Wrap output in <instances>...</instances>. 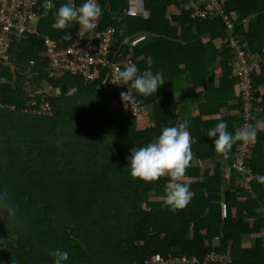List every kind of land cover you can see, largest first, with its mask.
I'll use <instances>...</instances> for the list:
<instances>
[{
  "label": "trees",
  "instance_id": "obj_1",
  "mask_svg": "<svg viewBox=\"0 0 264 264\" xmlns=\"http://www.w3.org/2000/svg\"><path fill=\"white\" fill-rule=\"evenodd\" d=\"M97 1L98 28L114 32L107 64H95L91 82L55 71L46 55L44 37L57 48L79 38L75 22L65 29L54 23L67 0H36L37 33L12 35L0 55V264H51L48 253L57 248L68 252L65 264H146L153 255L195 256V264H264V183L255 179L264 174V95L255 90L264 83V0H216L219 8L196 17L184 9L189 0H144L146 17L125 14L127 0ZM139 35L144 39L131 45ZM117 52L129 55L138 72L150 68L161 83L148 96L132 89L153 106L143 129L112 106L116 93L104 78ZM239 52L258 67L250 74L249 120L257 131L244 158L248 173L230 170L231 182L222 189L241 141L220 154L207 130L223 120L233 132L243 122L239 76L232 75ZM185 81L198 91L191 102L186 94L185 107L176 110L175 93ZM42 100L52 114L24 111ZM192 103L196 113L186 107ZM184 120L195 164L190 159L182 182L191 196L185 207L169 210L161 199L167 175L134 179L126 157L163 126Z\"/></svg>",
  "mask_w": 264,
  "mask_h": 264
},
{
  "label": "built area",
  "instance_id": "obj_2",
  "mask_svg": "<svg viewBox=\"0 0 264 264\" xmlns=\"http://www.w3.org/2000/svg\"><path fill=\"white\" fill-rule=\"evenodd\" d=\"M35 1L36 0H0V55L6 49L7 43L12 35L22 36L26 32L37 33L36 27L32 25L34 12L31 7ZM96 2L98 3L97 0ZM200 5L203 8H201ZM216 8H219V4L216 0H189V2L184 5V9H191V16L194 17L204 16L208 12V9L213 11ZM125 14L131 16L142 15L146 17L149 13L144 7V0H127ZM98 21L99 20L96 19L93 22L94 27L90 31H87L85 34H78L79 38H76L68 46L57 48L56 40L49 37L43 38L46 55L50 58L55 71L80 74L86 82H91L96 77L95 64H107L114 32L113 28L110 27L99 29ZM142 39H144L143 35L133 37L130 40V44L136 45ZM230 43L233 44V39L230 40ZM128 64H132L130 56H121V54L117 52L115 61L110 64L108 83L116 93L117 106L130 116L137 117L143 111V101L136 97L133 90L129 88V100L127 104L123 103L120 98V93L127 90V85L120 84L121 81L115 78V73L118 70H122ZM255 67H257V64L254 60L248 61L240 52L238 53L232 69V75L239 76V90L242 92V97L244 99L242 112L243 122L241 126L247 125L253 127L249 123L252 117L250 112L253 98L250 74L251 71L255 70ZM32 104H34V102H32ZM34 110H37L36 112L38 113L48 114L50 112V106L48 103H41L38 109L34 108ZM251 142H255V139L248 142H241L240 145L236 147L234 160L228 165L226 176H228L227 172L229 173L230 170H234L240 175L246 176L248 168L244 164V158L247 156L250 148L249 143ZM222 209L223 211L225 210L224 204ZM222 258V255H215L214 259L221 261ZM197 262L198 259L195 256L162 258L153 255L146 264H195Z\"/></svg>",
  "mask_w": 264,
  "mask_h": 264
},
{
  "label": "clouds",
  "instance_id": "obj_3",
  "mask_svg": "<svg viewBox=\"0 0 264 264\" xmlns=\"http://www.w3.org/2000/svg\"><path fill=\"white\" fill-rule=\"evenodd\" d=\"M101 12L102 9L96 0H82L78 6L74 5L72 0H67L56 9L54 23L58 28L65 29L66 27L70 28L73 25L72 22H75L79 26L78 33L82 34L94 27L93 22L100 17ZM115 78L121 81L120 84L127 85V90L120 93L121 101L126 104L129 100V88L135 90L138 95L148 96L154 94L161 84H158L157 77L150 68L138 72L135 64H128L122 70H118L115 73ZM104 80L109 81V78L106 76ZM55 91L58 92V89ZM41 103L48 102L42 100L38 107ZM35 104V101H30V105L33 107L29 105V108H25L24 111L38 114L34 110V108L38 109V107H34ZM115 104L117 106L116 97ZM48 114H52L51 106ZM189 123L184 120L171 126H163L159 134L146 144L131 147L129 155L126 157L128 174L134 179L152 182L167 175L169 179L161 199L163 205L167 206L169 210L185 207L191 196L188 183L182 182L186 166L192 155L191 139L186 130ZM256 131V127L243 125L235 128L233 132H229L226 130L225 121L220 120L207 130V137L211 138L214 151L226 155L233 143L236 141L248 142L254 139ZM224 173L226 174V171ZM255 179L259 183H264V174H256ZM48 254L52 257L51 264H65L68 260L66 250L52 249Z\"/></svg>",
  "mask_w": 264,
  "mask_h": 264
},
{
  "label": "crops",
  "instance_id": "obj_4",
  "mask_svg": "<svg viewBox=\"0 0 264 264\" xmlns=\"http://www.w3.org/2000/svg\"><path fill=\"white\" fill-rule=\"evenodd\" d=\"M215 43L217 45L219 44L217 41H215ZM259 72H260V69L258 70V73ZM255 90H256V92L258 93L259 96L264 95V83L260 84ZM196 91H198V88H192L190 83L185 81L182 84V87L179 88L178 91L175 93V97H174L175 98V102H174L175 104L173 105V107H175L176 110L183 109V107H185V106L182 104V102H183V99H184L185 95L186 94L188 95L187 98L191 102L192 96H193V94ZM183 92H185L184 95H183ZM113 101H115V99L111 100L112 106L115 107L116 104ZM144 105L145 106L143 107L142 113L136 117V119H137L136 123H137V128L138 129H143V127L148 126L150 124L151 113L153 111V106H152L151 103L144 104ZM186 107L190 108L193 113L194 112L196 113V107H197L196 104L192 103L190 106H186ZM191 160H192V162H193V160L195 161V157L191 156ZM223 175L226 176L224 173H223ZM260 233L264 234V229L261 230Z\"/></svg>",
  "mask_w": 264,
  "mask_h": 264
},
{
  "label": "rangeland",
  "instance_id": "obj_5",
  "mask_svg": "<svg viewBox=\"0 0 264 264\" xmlns=\"http://www.w3.org/2000/svg\"><path fill=\"white\" fill-rule=\"evenodd\" d=\"M235 41L233 40V45H235ZM240 55V54H239ZM257 64V63H256ZM249 66L251 67V65L249 64ZM255 69L257 70L258 68L257 67H255ZM56 90V89H55ZM114 109L115 108H117V106L115 105V107H113ZM11 109H13V108H11ZM258 127H262V125L261 124H259L258 125ZM254 139H256L255 137H254ZM193 165L195 164V161L193 160ZM212 167V166H211ZM225 174V173H224ZM227 174H228V176H222L223 177V179H224V181L222 182V189L223 188H225L226 186H227V184H229L230 182H231V180H228L229 178V173L227 172ZM241 243L243 244V245H248L249 244V241L247 240H242L241 241Z\"/></svg>",
  "mask_w": 264,
  "mask_h": 264
}]
</instances>
